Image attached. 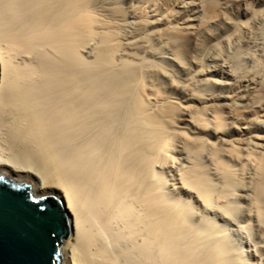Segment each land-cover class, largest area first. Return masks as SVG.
Segmentation results:
<instances>
[{
  "label": "bare ground",
  "instance_id": "6f19581e",
  "mask_svg": "<svg viewBox=\"0 0 264 264\" xmlns=\"http://www.w3.org/2000/svg\"><path fill=\"white\" fill-rule=\"evenodd\" d=\"M0 171L63 264H264V0H0Z\"/></svg>",
  "mask_w": 264,
  "mask_h": 264
},
{
  "label": "water",
  "instance_id": "95a60500",
  "mask_svg": "<svg viewBox=\"0 0 264 264\" xmlns=\"http://www.w3.org/2000/svg\"><path fill=\"white\" fill-rule=\"evenodd\" d=\"M7 181L26 185L28 193ZM44 197L28 181L0 171V264H58L64 216Z\"/></svg>",
  "mask_w": 264,
  "mask_h": 264
},
{
  "label": "rangeland",
  "instance_id": "374dc122",
  "mask_svg": "<svg viewBox=\"0 0 264 264\" xmlns=\"http://www.w3.org/2000/svg\"><path fill=\"white\" fill-rule=\"evenodd\" d=\"M23 180H26V181H28L31 184V181L29 179H23ZM43 194L47 195L49 197H53V198L57 199V201H58L57 203H58L60 209L62 210V212L64 211L63 204L60 202L59 198L54 193H43ZM243 220L247 224L246 219H243ZM64 222H65V226L67 227V223H66V219L65 218H64ZM230 226L232 227V229H231V237H232L233 242L237 245V247L240 248L241 245L244 247L247 244H250L252 250L254 251V249H255V247H254V232H255V230L252 229V228L249 229V227H247L245 229V233H241V232L238 231V234L236 235L235 230H234V226L233 225H230ZM67 235H68V231H67L66 235L64 237L60 238V240H59V245H58V264H63V255L61 253L60 248H61V246L63 244V241L66 239ZM244 252H246V251H244ZM247 253H249V251L246 252V254Z\"/></svg>",
  "mask_w": 264,
  "mask_h": 264
},
{
  "label": "trees",
  "instance_id": "16d2710c",
  "mask_svg": "<svg viewBox=\"0 0 264 264\" xmlns=\"http://www.w3.org/2000/svg\"><path fill=\"white\" fill-rule=\"evenodd\" d=\"M7 182L10 183L12 186L17 187V188H20L21 190L27 192V189H26L27 186L26 185L14 184L11 181H7ZM43 200L46 201V202H50V203H57V201L55 200V198L49 197V196L48 197H44Z\"/></svg>",
  "mask_w": 264,
  "mask_h": 264
}]
</instances>
